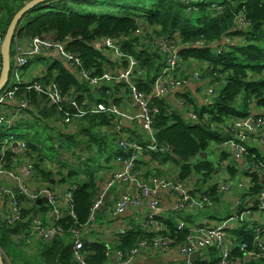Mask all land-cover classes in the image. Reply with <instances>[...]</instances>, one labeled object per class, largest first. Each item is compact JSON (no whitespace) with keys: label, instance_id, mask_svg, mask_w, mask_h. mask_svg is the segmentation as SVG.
<instances>
[{"label":"trees","instance_id":"16d2710c","mask_svg":"<svg viewBox=\"0 0 264 264\" xmlns=\"http://www.w3.org/2000/svg\"><path fill=\"white\" fill-rule=\"evenodd\" d=\"M30 1L0 0V45L15 14ZM213 5L223 10L216 14L212 10ZM193 7L194 10L189 14L182 0H48L27 12L18 27L17 37L27 41L53 35L56 42L64 44L70 52L78 55L85 70L92 76H101L108 65L102 48L96 43L105 39L118 41L121 49L138 62V69L134 72L136 78L132 83L140 93L151 98L149 107L156 110L152 119L156 140L161 146L171 148L170 154H163L156 159L161 164L170 161L176 166L175 175L182 181L195 180L199 183L198 190L204 189L203 186L218 173V166L228 161L225 172L230 180H234L239 173L249 179L248 189L237 198L244 202L247 197L255 198L264 189V167L260 172L249 174L239 170L242 163L232 161L227 151L216 153L217 165L208 157L212 144L217 146L215 152H218L220 145L232 134L229 128L232 120L255 115L254 109L264 112V0H195ZM240 14L248 21L245 28H240L237 22ZM175 35L184 62L200 63L205 66V75L225 82L208 105L197 106L188 97L187 102L193 106L196 116L195 124L188 123L169 100L153 98L152 95L154 80L164 66V59L149 46L148 41L154 36ZM224 38H229L231 43H224L218 48L217 45ZM13 47L14 41L10 48L12 67L15 56ZM220 49L222 52L218 53ZM45 74L49 84H53L61 97L74 98L75 106L52 104L47 109L51 112L39 117L40 113L34 104L38 96L47 98L45 89L40 94L29 89V83H20L14 96L16 99L27 98L30 103L27 111L31 119L25 123L17 122L11 131L22 127L45 132L43 141L38 134L26 141V155L33 172L47 186L56 181L54 185L68 187L71 181L77 187L71 195L72 215L65 214L55 219L44 201L33 208L22 209L27 222L10 223L7 215H2L0 251L14 264L20 262L8 255L12 248H17L12 236L25 231L34 219H40L43 226L54 224L61 230L53 242L41 244L37 256L47 264H73L70 254L71 231H83L86 228L99 188V173L121 154L116 146L117 136L101 132L103 128L114 125V118L108 111H95L94 104L100 100L87 83L76 78L59 60L51 62ZM67 120L75 125L76 131L52 124ZM6 132L9 133L5 131L0 138L6 137ZM46 140L51 141L50 148L45 147ZM46 150L58 152L60 158L52 161V157L45 155ZM247 152L245 163L254 160L264 166V153L260 149L247 146ZM84 153H88L89 157H83ZM202 153L207 155L205 159L201 157ZM68 154L71 157L67 161L63 157ZM46 162L55 163L61 171L47 168ZM219 184L217 182L204 189L214 205L203 210V219L197 227H208L230 216L233 206L230 210L225 208L219 211L217 208L223 203L222 196L218 194ZM191 218L176 216L167 220L159 219L164 227L159 236L172 240L174 245L185 244L191 233L185 224L194 223ZM108 221L114 223L110 219ZM179 223L184 224V227L179 228ZM102 228V225H97L100 231L86 230L83 235L85 250L91 253L87 259L93 264L107 263L110 260L108 252L120 251L125 254L139 241L156 237L134 224L127 227L118 240L109 244L94 239L102 234ZM254 236V229L248 224L231 232L230 237L235 245L231 257L237 264H264V258L248 256L249 253H260ZM241 245H245L244 250ZM205 252L211 253L212 263H215V249ZM25 258L35 260L29 256ZM20 260L26 264L23 259ZM195 264L204 263L197 261Z\"/></svg>","mask_w":264,"mask_h":264},{"label":"built area","instance_id":"2783aa9c","mask_svg":"<svg viewBox=\"0 0 264 264\" xmlns=\"http://www.w3.org/2000/svg\"><path fill=\"white\" fill-rule=\"evenodd\" d=\"M182 1L187 6L188 13L191 14L194 10L193 4L195 0ZM212 10L216 14H219L223 9L213 5ZM237 22L240 28L248 26V21L243 14L238 16ZM13 41L14 65L7 84L0 92V128L3 127L5 131H11V128L19 121L25 123L31 119L27 111L30 107L27 98L16 99L14 96L20 83H29V89L40 94L45 89L44 94L47 96L45 101H48V105L50 106L52 104H65V107L75 105L73 97H61L56 88L53 87V84H49L48 79L41 81L40 77L42 75L36 80L30 81L22 80L17 75V69L27 68L34 60L48 59L51 62L59 60L64 63L76 78L87 83L91 92L96 94V97L100 100L94 104L95 111L114 113L116 106L113 104L112 99L116 97V94H113L112 98L106 99V96L102 95V91L111 83H125L129 90L132 105L140 114L141 128L145 136L143 142L128 140L126 137L121 136L123 127L119 123L116 124V131L120 134L116 146L120 149L121 154L114 158L113 164L118 169L115 170L112 176L99 183L97 196L90 209L89 219L85 225L86 228L83 231H71L70 254L73 264H93L87 259L91 253L85 250V238L83 235L86 233V230L96 229L100 231L97 229L96 219L102 205V199L106 193H110L118 186L121 187V190L113 199L109 219L113 222L119 221L128 211H138L145 208V213L139 223L140 227L147 233L155 234L156 237L152 240L139 241L135 247L125 254L120 251L114 253L108 252L107 257L110 260L104 264H134L144 251L150 250L158 252L163 257L169 256L172 250H175L184 259L182 264H195L197 261L199 263L211 264L213 257L205 252L211 248L215 249L217 255L215 263L212 264H237L231 257V251L235 245L231 240L230 234L240 229L244 224H248L254 229V241L260 250L259 254L249 253L248 256L254 259L264 258V189L255 198L251 199L247 197V200L244 202L236 198L228 218L210 227L194 226L191 228V233L185 244L174 245L172 240L159 236L164 231L163 225L158 221L162 219L160 217L161 209L158 200L160 194L170 193L172 195L171 215L177 217L189 216L211 208L214 203L209 194H206L203 189L198 190L199 186L197 183H194L195 180L182 181L177 176L168 178L157 174H150L151 172L147 179H143L136 172L140 161H144L146 158L149 159L151 154H170L171 148L161 146L156 140L152 121L153 113L156 110H152L149 107L151 98L140 93L135 84L132 83L134 78H136L134 72L138 69V62L121 49L118 41L105 39L96 43V45L102 48L105 58L111 55L112 59L116 60L121 67L114 72L111 70L104 71L101 76L90 75L85 70L78 55L70 52L64 44L56 42L54 36L51 34L40 38H30L23 44L17 36ZM46 41H50V44H46ZM222 41L227 44L231 43L229 38H224ZM148 44L164 59V66L154 80L153 98L167 99L174 90L186 83L185 79L178 77V73L184 70L185 62L180 55L177 36H160L157 38L154 36L151 41H148ZM221 52L222 49L218 51V53ZM193 71L191 79L201 81V72L196 69ZM215 94L214 88L208 89L207 95L210 100ZM183 117L190 124L197 122L193 108L191 110L187 109L186 113L184 111ZM52 124L64 126V128L68 129H72L73 125L70 120L54 122ZM229 128L232 134L220 147L223 148V151H227L232 158H245L248 154L247 146L249 145L247 143L251 136L255 139L256 147L264 153V115H250L245 119L232 120ZM4 138V141H0V178L5 179L7 184L0 185V211L4 215H7V220L10 223L27 221L26 217L24 218L22 215L21 202L23 201L28 203L26 209L33 208L37 204V201H44L51 209V215L55 219L62 218L65 214L72 215L71 195L77 187L75 183L70 181L68 187H62L58 184L54 185L56 181H54L53 185L47 186L43 184L33 172L31 162L26 155V140L23 138L17 140L15 136H10L8 140H6L7 137ZM7 160L15 161L18 164L17 168H3L1 164L7 163ZM263 167L261 162L252 160L249 163L246 162L241 167V171L251 174L260 172ZM238 177H242L241 180L234 181V179L220 182L218 194L222 197H227L235 191L240 192V194L246 192L245 190L248 189L249 185L248 177L242 174ZM178 227L183 228L184 224L179 223ZM27 229L28 233L33 236L27 239L28 246L39 242L49 244L61 232L54 224L43 226L40 219H34L32 222H29ZM125 231L126 227H119L116 230L115 228L103 229L102 234L94 239H99L103 243L110 244L114 240H118ZM241 249L244 250L245 245H241ZM0 254L3 255L1 251ZM193 254H197L196 262L190 259ZM4 258L5 264H14L5 256ZM44 264L47 263L45 262Z\"/></svg>","mask_w":264,"mask_h":264},{"label":"crops","instance_id":"0c3cea01","mask_svg":"<svg viewBox=\"0 0 264 264\" xmlns=\"http://www.w3.org/2000/svg\"><path fill=\"white\" fill-rule=\"evenodd\" d=\"M18 39L20 40V42L23 44L24 42H26V40H24L22 37H18ZM223 41L220 42L217 47L219 48V46L223 45ZM107 59V68L105 69V72H107V70H111L112 72L119 70L121 67L118 65L117 61L112 59L111 55L106 56ZM112 59V61H111ZM64 64V63H63ZM185 67L184 70L180 71L178 73V77L181 79H185L186 83L184 85H182L180 88H177L176 90H174V92L171 94V96H169L167 98V100H169L172 104V107L175 110H178L180 112L181 115H183L184 111L186 113V110H191V108H193V106L191 104H189L188 101V97L191 98L193 100V102L197 105V106H204V105H208V101L210 100L208 94V89H213L215 85H217L219 82H224L223 80H214L212 77L207 76V77H202L201 81H195L193 79H191V74L194 72L193 70H199L198 69V65L200 66V63L197 64L196 62H185ZM45 69L46 66L44 65H38L36 66V71H33L31 73V77L30 79H27L26 77H21L20 78L22 80L25 81H30V80H36L37 78H39L41 75V81H46L47 77L45 74ZM206 76V75H205ZM43 77V78H42ZM225 83V82H224ZM219 93V92H218ZM113 94H116V97H114V99H112L113 104L116 106V111L114 113H112V116L114 118V125L112 126L114 128V130H116V124H121L122 125V131H121V136L126 137L128 140H132V141H137V142H143L145 139V136L142 132V123H141V119H140V114L138 112V110L132 105V101L129 95V90L128 87L125 83H116V84H109L108 86H106V88L102 91V95L106 96L105 98L107 99L112 98ZM108 96V97H107ZM189 108H188V106ZM254 106L252 107V110L254 109ZM253 112L258 115H262L264 114V112L262 111H258L257 109H254ZM232 122V121H231ZM117 138H120V134L118 133ZM249 146L251 147H256V142L253 136H251L248 140L247 143ZM88 158L89 154H86ZM158 157H162L161 155H154L151 154L149 156V159H147L146 161H140L138 163V167H137V173L140 177H142L143 179H147L148 176L150 175L149 173L152 171L153 169V165H157V170L159 172H163L166 171L165 168H167L168 164H170V161H167L166 163L161 164L158 159ZM157 158V159H156ZM155 159V160H153ZM232 161L236 162V164L238 163H242L239 167V170L241 171V167L244 166L245 161L244 159H237V158H232ZM114 158L113 161L111 163L110 166H107V168L102 169L99 173V183L105 181L108 177L112 176L113 173L115 172L116 169H118L117 166H115L114 164ZM228 163V162H225ZM223 164V163H222ZM170 167H172L170 165ZM173 169H175L174 167H172ZM148 169V170H147ZM241 173H239L240 175ZM225 177L223 180H228V176L225 172ZM238 175V176H239ZM175 176V175H172ZM171 176V177H172ZM237 176V177H238ZM236 177V178H237ZM235 178V179H236ZM2 179V178H0ZM230 180V179H229ZM5 182V179L0 180L1 182ZM216 184V183H215ZM121 190V187L118 186L116 187L113 191H111L110 193H108V202H106V204L103 205V207L101 209H99L98 213H97V219H96V224L97 225H102L103 229H118L119 227H128L130 228L131 225H136L139 224L142 220L143 214L145 213V208L138 210V211H128L124 216H122L119 221H115L114 223H112V226L108 225V220H109V212L111 210V207L113 205V199L117 196V194L119 193V191ZM159 200V205H160V217L162 219H169L170 217H172V213H171V204H172V200L173 197L170 193H162L159 195L158 197ZM223 203L224 202H228V203H232V205L234 204V200L232 198L227 197H222L221 200ZM220 203L218 205V209L219 211L221 210H225V208H222L221 206L224 204ZM231 206V204H230ZM203 211L200 212H196L192 215H189L191 218V221L194 223H186L185 225L188 228H193L194 226H197V224H199L202 219H203V215H202ZM171 215V216H170ZM186 217V216H185ZM261 218V217H259ZM195 220H198L197 222H195ZM99 223V224H98ZM211 256V253H208ZM217 256V255H215ZM213 257V256H211ZM183 258L181 256H179L175 250H172V252L170 253L169 256L163 257L161 256L158 252L156 251H144L142 253V255L136 260V262L134 264H182L183 263ZM196 262V261H195Z\"/></svg>","mask_w":264,"mask_h":264},{"label":"rangeland","instance_id":"374dc122","mask_svg":"<svg viewBox=\"0 0 264 264\" xmlns=\"http://www.w3.org/2000/svg\"><path fill=\"white\" fill-rule=\"evenodd\" d=\"M46 44H50V41H46ZM51 64V61L50 60H34L30 63V65L27 67V68H24V69H17L16 73L17 75L20 77H26L27 79H30L31 77V73L33 71H36V66L38 65H44L46 66V68ZM207 67V66H206ZM198 69L197 71H200L201 74L203 75V77H207V75L205 76L203 70L205 69V66H203L202 64H200V66L198 65ZM205 71V70H204ZM111 74V73H109ZM224 86V82H219L217 85L214 86V90H215V96L218 94V92L221 90V88ZM109 98V97H108ZM75 106V105H74ZM90 106V105H89ZM34 107L35 109L37 108L38 109V113H40V116L39 117H43L42 115L43 114H49L51 111L50 110H47L49 109L50 105H48V101H45V99H43L42 97H37V100H36V103L34 104ZM91 107V106H90ZM94 108V107H93ZM41 110H43L41 112ZM178 111V110H177ZM179 112V111H178ZM180 113V112H179ZM47 118V116L45 117V119ZM72 130L73 131H76V127L75 125L73 124L72 125ZM5 130L4 128H0V135L4 134ZM38 132V133H37ZM36 130H28V129H23L22 127L19 128V129H14L13 131H9V133L7 134L6 132V140H8V138L10 136H15L16 139H20V138H23L25 139L26 141L29 140V139H32V137H34L35 134H38L39 137H41V141H43L45 138H46V133H42L40 131H37ZM102 133L104 134H109V136H112V135H116L118 136V132L116 130H114L113 127H108V128H103L101 130ZM4 137H1L0 138V141H4ZM81 139V138H80ZM52 145L51 141L49 140H46L45 142V147L47 148H50ZM209 160L210 161H214V163L217 165V160H218V156L216 153H219L221 151H223V148H220V150L218 152H215L217 150V146L212 144L209 148ZM212 151V153H211ZM45 155H47L48 157H52V161H56L57 159L60 158V155L58 152H49L48 150L45 151ZM83 157H87L86 153H84L82 155ZM148 156V155H147ZM63 157V155H62ZM207 157V155H206ZM63 159L65 160H69L70 159V156L69 155H65L63 157ZM73 159V158H72ZM71 159V160H72ZM147 160V158L145 159V161ZM75 161V160H74ZM228 162V161H227ZM227 164V163H226ZM226 164H220V166H218L219 168V171L218 173L210 180L208 181V183L206 185L203 186V188H207L209 185H212V184H215L217 182H221L224 177H225V166ZM3 166V168H17L18 164L15 162V161H11V160H7V163H3L1 164ZM170 165L172 167H174L175 169H173L172 167H170ZM46 166L47 168H52V169H55L57 171H61V168L56 165L55 166V163H49V162H46ZM52 166H55V167H52ZM74 166V165H73ZM72 166V167H73ZM153 169L151 171L150 174H157L159 176H164V177H168V178H174V177H169V176H172V175H175L177 174L176 172V166L173 165L171 162L170 164H168L166 171L163 172H159L157 170V166H158V163L157 165H153ZM148 170V169H147ZM176 177V175H175ZM229 178V177H228ZM242 177H238L236 178L234 181H239L241 180ZM2 180V179H0ZM229 180V179H228ZM226 181V180H224ZM231 181V180H230ZM196 184V181L194 182ZM3 184V185H6L7 183H5L4 181L0 183V185ZM199 185V183H197ZM203 189V190H204ZM229 198H232L234 200L233 203H235V200L236 198H239L240 197V192L238 191H235L232 195H228ZM224 206L222 205L221 207L222 208H228V210L231 209V207L233 206L232 203H228V202H224L223 203ZM231 204V206H230ZM21 206H22V209H25L27 206H28V203H26L25 201L21 202ZM3 213L0 211V218L3 220L4 217L2 216ZM98 216V215H97ZM171 216V215H170ZM173 217H176V216H172ZM9 218V217H8ZM171 218V217H170ZM198 220H195V222H197ZM27 222V221H26ZM215 223H211L208 227L210 226H213ZM108 225L109 226H112V222H108ZM137 226L140 227V224H137ZM29 237H33L30 233H28V229H25V231L21 232L20 234L18 235H15V236H12V240L13 242L16 244V247L17 248H12L9 252H8V255L11 257V258H15L16 260L18 259L17 262H20L19 264H24L21 262L20 258L23 259L25 261L26 264H44V261H42L37 255L39 252V249H40V246H41V242L39 243H36L35 245H31V246H28L27 244V239ZM24 255V256H23ZM25 256H29V257H32L34 258L35 260H31V259H28V258H25Z\"/></svg>","mask_w":264,"mask_h":264},{"label":"water","instance_id":"95a60500","mask_svg":"<svg viewBox=\"0 0 264 264\" xmlns=\"http://www.w3.org/2000/svg\"><path fill=\"white\" fill-rule=\"evenodd\" d=\"M48 0H32L27 3L21 10H19L15 16L13 17L11 23L9 24L7 31L4 35V38L0 45V56H1V71H0V92L2 91L3 87L7 84L10 74L12 72V66L10 63V48L14 38L17 36V30L21 22L23 21L24 17L27 15L31 9L35 8L36 6L46 2ZM264 115V114H262ZM16 146V145H13ZM201 157L203 159L206 158V154L202 153ZM180 161V160H179ZM54 184V181L51 183ZM108 202V193H106L102 199V206ZM40 201H37L39 204ZM190 259L195 262L197 259V254H193ZM0 264H5V258L2 254H0Z\"/></svg>","mask_w":264,"mask_h":264}]
</instances>
